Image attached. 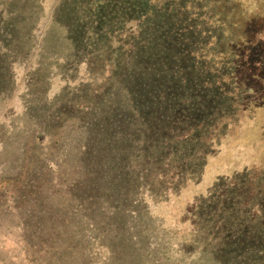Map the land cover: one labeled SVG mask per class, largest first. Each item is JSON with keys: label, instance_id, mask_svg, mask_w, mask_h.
<instances>
[{"label": "trees", "instance_id": "trees-1", "mask_svg": "<svg viewBox=\"0 0 264 264\" xmlns=\"http://www.w3.org/2000/svg\"><path fill=\"white\" fill-rule=\"evenodd\" d=\"M39 1L0 0L2 28L12 31L0 77L15 80V62L26 52L31 63L38 39H52L34 33ZM104 1L93 16L77 4L58 24L54 35L76 52V69L60 66L45 79L79 93L87 78L93 90L86 106H67L75 140L34 172L55 186L62 176L76 182L67 193L84 208L81 222L107 228L101 249L119 246L122 261L150 264L156 252L173 264L197 247L214 264H264V0ZM112 5L124 15L101 26ZM41 99L50 124L57 111Z\"/></svg>", "mask_w": 264, "mask_h": 264}, {"label": "rangeland", "instance_id": "rangeland-1", "mask_svg": "<svg viewBox=\"0 0 264 264\" xmlns=\"http://www.w3.org/2000/svg\"><path fill=\"white\" fill-rule=\"evenodd\" d=\"M65 1L68 3L63 5L60 12L58 11L59 5L62 6L60 0H40L36 4L39 9L32 17L35 21L34 33L40 37L50 32L52 39L48 40L47 45H43L47 41L46 38H41V42L38 39L37 58L31 63L25 60L26 52L25 56L22 55L24 57L22 62H15L20 65L15 80L0 77V95H3L1 102L3 108L0 110V264H137L133 256L127 261H122L119 246L101 249L106 243L108 229H96L94 220L88 225L81 222L80 219L84 218V208L79 209L80 205L78 206L67 193L68 187L76 182L62 176L58 186L48 178L51 183L47 185V180L40 181L34 172L37 164H41L43 159L50 155L49 152L58 153L63 149L65 142L71 143L73 139L75 140L78 127L75 125L76 121L70 118L67 106L76 99L81 100L77 105L86 106L89 103L86 95L88 91L93 90L89 89L87 78L79 93L77 89L70 87L68 81L57 84L45 79L51 70L57 68L59 70L64 67L67 71L76 69L72 61L76 52L69 44L67 46L59 44L60 38L54 35L63 27L58 24L76 16L75 13L78 11L74 6L77 4L79 11L87 5L92 16L95 2L101 1L106 6L104 0ZM26 2L28 0H25ZM117 3H121V0H117ZM59 13L63 15V20ZM66 14L71 16L66 18ZM31 15L28 4H25V17L31 18ZM123 15L121 6L112 5L110 11L100 14L99 19H102L100 25L110 26L109 18L114 17L120 21L119 18ZM81 16L87 17V14L82 13ZM6 18H1L0 21V61L12 47L9 43L12 31H9L8 27L2 28V23H9ZM57 20L60 22L57 23ZM47 28L49 29L46 30ZM102 57L103 55L99 54L96 58L100 61ZM96 63L101 65L98 61ZM31 68H34L36 75H40V79L37 80L34 76V80L32 79L30 75L35 71L30 70ZM2 70L3 68L0 69V75L3 73ZM28 86L32 87V90L27 91ZM57 93H61L59 97L67 100L61 106L57 101ZM35 96H39L37 99L40 100L35 102ZM41 97L47 101V105H44L46 109L51 110L50 112L57 111L58 116L52 120L53 123L45 122L49 114L43 116L44 113H40ZM85 97L86 99L82 100ZM38 120L43 122L37 123ZM58 120L60 123H54ZM63 123L69 125L66 133H64L66 126ZM36 145L43 150L36 151ZM40 153L47 155L39 156ZM73 157L74 155L68 163L74 161ZM21 192L23 196L20 195ZM77 203L79 204L78 200ZM92 206L93 210L102 208L100 204L94 203ZM193 249L197 250L187 251L191 260L187 257L174 256L172 263L214 264L211 256H205L197 247ZM153 259L150 264H158V261L160 264L167 263V260L156 255V252L153 253ZM147 262L140 261L139 264Z\"/></svg>", "mask_w": 264, "mask_h": 264}]
</instances>
